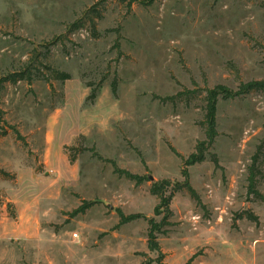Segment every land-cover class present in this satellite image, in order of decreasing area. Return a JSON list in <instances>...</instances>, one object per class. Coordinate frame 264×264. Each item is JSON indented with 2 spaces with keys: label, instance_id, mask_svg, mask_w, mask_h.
<instances>
[{
  "label": "rangeland",
  "instance_id": "1",
  "mask_svg": "<svg viewBox=\"0 0 264 264\" xmlns=\"http://www.w3.org/2000/svg\"><path fill=\"white\" fill-rule=\"evenodd\" d=\"M128 1L0 0V77L32 78L0 91L1 264L155 259L151 185L183 182L205 90L264 79V0ZM216 125L186 166L199 202L185 188L170 199L165 264H264V200L248 193L254 165L264 196V92L219 98Z\"/></svg>",
  "mask_w": 264,
  "mask_h": 264
},
{
  "label": "trees",
  "instance_id": "2",
  "mask_svg": "<svg viewBox=\"0 0 264 264\" xmlns=\"http://www.w3.org/2000/svg\"><path fill=\"white\" fill-rule=\"evenodd\" d=\"M124 1V0H123ZM131 0L127 2V5L130 7L132 5ZM140 2V1H138ZM94 26V25H93ZM118 33V29H115ZM116 46L118 47V42L116 41ZM53 78L57 80H66L69 78V74L64 72H58L53 70ZM31 74L29 73V67L26 66V68L22 71H15L11 73L4 74L0 77V91L3 88V84L5 82H9L11 84H15L19 81H31ZM112 91L115 92L116 89V82L113 81L111 83ZM257 91H263L264 92V79L262 80H250L247 82H241L236 90L229 89L224 86H214L212 88H207L205 90V107H204V120H203V126H204V134L205 138L201 141H198L195 146V151L191 153L183 162L185 167L182 169V177L183 182H171L170 180L164 179L161 181L153 182L151 185V193L156 195L158 197V204L155 208V214L160 215L162 214V217L160 221L156 222L153 219H149V229L147 233V243L150 250L155 251L157 256L155 259H148L146 261H143L141 264H165L163 263V253L160 250L159 243L157 241V237L159 234H163L166 232L165 229H163L165 226L168 225L169 221L168 218L171 214V211L169 209L170 199L173 195V192L180 190L182 188H185L189 194L195 198L199 202V197L195 190L190 186L189 184V175L186 166L191 165L197 162H201L205 159L206 153L208 152V149L213 144L216 136L218 135L217 129H216V105L219 98L224 99H231L238 96H242L251 92H257ZM196 93V89L187 90L184 93H178L177 95H194ZM168 97L170 99H174L175 96ZM94 96V92L91 93V97ZM2 115V111L0 110V118ZM257 153L255 154L254 158L256 157ZM114 171L118 173L119 175H124L125 177L134 180L137 184H139L142 180V177L138 175H133L131 173L125 172L123 170L118 169L115 164L113 163ZM254 165H252L249 169V177H248V193H253L256 196H258L261 200H264V196H262L255 188H254V172H253ZM0 174H3L4 176H9L7 172L0 169ZM1 201V200H0ZM89 203H86V206ZM83 210V207L80 209ZM161 210V211H160ZM241 216V214L239 215ZM140 215H129V216H123L120 215V224L126 223L134 218H138ZM246 218L248 220L256 221L257 217L253 215L250 211L246 212Z\"/></svg>",
  "mask_w": 264,
  "mask_h": 264
},
{
  "label": "crops",
  "instance_id": "3",
  "mask_svg": "<svg viewBox=\"0 0 264 264\" xmlns=\"http://www.w3.org/2000/svg\"><path fill=\"white\" fill-rule=\"evenodd\" d=\"M0 243H1V232H0ZM1 250V249H0ZM0 253H1V251H0ZM0 264H1V261H0Z\"/></svg>",
  "mask_w": 264,
  "mask_h": 264
}]
</instances>
